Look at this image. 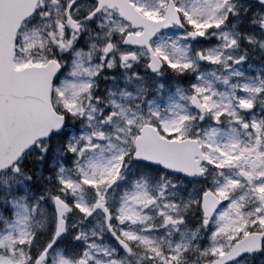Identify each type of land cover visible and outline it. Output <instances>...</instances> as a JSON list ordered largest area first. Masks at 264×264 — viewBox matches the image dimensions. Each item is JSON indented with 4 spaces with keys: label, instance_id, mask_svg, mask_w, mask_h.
<instances>
[{
    "label": "snow or ice",
    "instance_id": "snow-or-ice-1",
    "mask_svg": "<svg viewBox=\"0 0 264 264\" xmlns=\"http://www.w3.org/2000/svg\"><path fill=\"white\" fill-rule=\"evenodd\" d=\"M0 264H264V0H0Z\"/></svg>",
    "mask_w": 264,
    "mask_h": 264
}]
</instances>
